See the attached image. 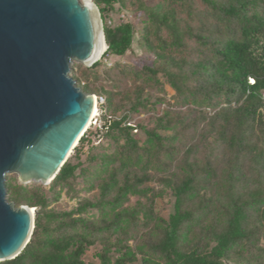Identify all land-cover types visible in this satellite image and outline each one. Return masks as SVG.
Masks as SVG:
<instances>
[{
	"label": "trees",
	"instance_id": "1",
	"mask_svg": "<svg viewBox=\"0 0 264 264\" xmlns=\"http://www.w3.org/2000/svg\"><path fill=\"white\" fill-rule=\"evenodd\" d=\"M92 1L107 48L71 77L103 97L100 117L49 183V195L5 183L8 201L37 211L28 243L0 264H95L83 256L96 242L98 264H263L264 0ZM112 11L144 16L139 44L148 63L133 71L127 86L120 85L125 74L119 65L95 72L101 59L122 57L133 41V23L114 22ZM165 84L199 114L196 141L181 140L187 129L196 130V121L185 124L180 113L164 110L145 125L132 122L165 101L151 91ZM91 128L114 145L111 154L87 157L102 172L88 186L96 195L70 211L48 210L81 165ZM139 129L143 141L134 137ZM152 180L173 198L167 218L155 212L161 191L145 185ZM130 196L145 202L125 206ZM89 210L97 217L83 215Z\"/></svg>",
	"mask_w": 264,
	"mask_h": 264
},
{
	"label": "water",
	"instance_id": "2",
	"mask_svg": "<svg viewBox=\"0 0 264 264\" xmlns=\"http://www.w3.org/2000/svg\"><path fill=\"white\" fill-rule=\"evenodd\" d=\"M106 48L92 0H0V262L28 243L37 211L6 199V175L52 181L96 117L71 65L89 67Z\"/></svg>",
	"mask_w": 264,
	"mask_h": 264
},
{
	"label": "rangeland",
	"instance_id": "3",
	"mask_svg": "<svg viewBox=\"0 0 264 264\" xmlns=\"http://www.w3.org/2000/svg\"><path fill=\"white\" fill-rule=\"evenodd\" d=\"M146 3L150 4L151 2L149 0H146ZM111 17L113 18L114 22H117L119 20V14L116 11H112ZM143 19L144 16L140 15V13H134L132 16L130 15L128 20L133 23L134 27L133 41L130 50L127 51L122 57H113L111 59H107L106 62L105 59H101V63L95 69L96 73L101 75L103 71L111 69V64H113L112 67L115 65H119L120 67H122V69H124L125 74L121 79L120 85L127 86L130 84V78L133 71L141 68L143 64L148 63L147 59L143 55L139 44V30L141 28ZM78 65L82 64L77 62L72 63L70 75L72 74V71L76 70ZM103 84L108 86L107 82H104ZM151 91L153 94L159 95L160 97L164 98L165 101L155 106L152 110L147 109L135 114L132 118V122L145 125L147 117L160 114L164 110L180 113L181 117L185 121V124H188L190 119H194L196 121V130L192 128L187 129L184 138H181V140L184 142L188 141V143L196 141L198 139L197 132L200 131L202 122L199 118V114L196 111H188L189 108L193 106L184 102L182 103L180 101H176L174 91L167 84L163 86V91H158L156 88H153ZM199 109L203 112L205 110V112L207 113H212L210 109ZM90 131V135L92 137L90 138L89 143L84 146L81 155L78 157L81 165L76 169L75 175L70 181V184L60 190L58 200L50 202L48 204V210L59 212L70 211L75 209L79 201L83 200L84 198H93L96 195L97 190H89L88 186L92 180L100 177L102 175V172L96 165L92 164V162H89L87 160V157L90 154H111L114 151V145L109 138L100 137V133L98 131H95L93 128H91ZM134 137L139 139V141H143L145 138L143 130L139 129L134 134ZM78 159L72 158L71 162L77 163ZM81 168H84L85 172L80 174ZM7 181H11L14 184H20L15 173L7 174L5 183ZM145 185L153 188L155 191H161L160 196L156 198L154 209L158 215L163 218H167L168 215L172 212L173 207V198L170 195L169 191L165 189L162 184L154 180L147 182ZM23 186H26L27 188H39L42 189L47 195L50 194L48 192L49 184L42 185L41 183L31 182ZM138 200L145 202V199L143 197L130 196L129 201L125 204V206H133ZM83 215L88 216L89 218L97 217V213L95 210H89ZM99 248L100 246L98 242L87 247L86 252L83 256L84 261L98 264L99 261L96 257V252L99 250ZM250 255L252 254L250 253ZM252 257L253 260H256L253 255ZM260 261L264 264V260Z\"/></svg>",
	"mask_w": 264,
	"mask_h": 264
},
{
	"label": "built area",
	"instance_id": "4",
	"mask_svg": "<svg viewBox=\"0 0 264 264\" xmlns=\"http://www.w3.org/2000/svg\"><path fill=\"white\" fill-rule=\"evenodd\" d=\"M129 17H130V15H128V14H126V13H121V14H119V19L124 20V21H127ZM110 22H111V20L108 21V23H110ZM106 61H107V59H105V62H106ZM95 101H96V106H97V109H98V106H99L100 104L103 103V97H102V96H97V95H95ZM98 117H100L99 110H98V113H97L96 117H92V119H91V121H90V124H91L93 121L97 120ZM89 126H90V125H89Z\"/></svg>",
	"mask_w": 264,
	"mask_h": 264
},
{
	"label": "bare ground",
	"instance_id": "5",
	"mask_svg": "<svg viewBox=\"0 0 264 264\" xmlns=\"http://www.w3.org/2000/svg\"><path fill=\"white\" fill-rule=\"evenodd\" d=\"M82 1V0H81ZM97 115V108H96V105H95V116Z\"/></svg>",
	"mask_w": 264,
	"mask_h": 264
}]
</instances>
